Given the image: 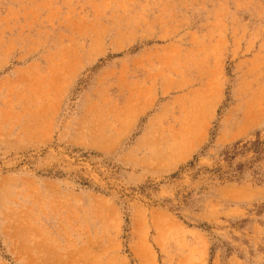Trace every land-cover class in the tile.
<instances>
[{"label":"rangeland","instance_id":"obj_1","mask_svg":"<svg viewBox=\"0 0 264 264\" xmlns=\"http://www.w3.org/2000/svg\"><path fill=\"white\" fill-rule=\"evenodd\" d=\"M0 264H264V0H0Z\"/></svg>","mask_w":264,"mask_h":264},{"label":"bare ground","instance_id":"obj_2","mask_svg":"<svg viewBox=\"0 0 264 264\" xmlns=\"http://www.w3.org/2000/svg\"><path fill=\"white\" fill-rule=\"evenodd\" d=\"M206 95V94H205ZM200 97V96H199ZM202 98V97H201ZM191 102H192V110L191 111H193L194 113H195V111H197V109L195 108V105H196V98H192V100H191ZM201 105H203V104H201ZM206 107L208 108V107H210V105H206ZM202 108V107H201ZM199 109V108H198ZM203 109H204V107H203ZM189 110V109H188ZM206 111H201V112H199V113H197V114H195V117H196V120H195V128H193V134H192V136H193V139H197L200 135H198V132H199V129L201 130V128L202 127H204V125H205V120H206ZM206 115V116H205ZM194 120V119H193ZM192 126H193V124H192ZM195 129V130H194ZM203 130V129H202ZM201 130V131H202ZM192 141V140H191ZM187 144V143H186ZM185 153V152H184ZM180 155H183V154H180ZM186 155V154H185ZM181 158V157H180ZM183 158V157H182Z\"/></svg>","mask_w":264,"mask_h":264},{"label":"crops","instance_id":"obj_3","mask_svg":"<svg viewBox=\"0 0 264 264\" xmlns=\"http://www.w3.org/2000/svg\"><path fill=\"white\" fill-rule=\"evenodd\" d=\"M207 119H208V116L206 117L205 124L208 122V120H207Z\"/></svg>","mask_w":264,"mask_h":264},{"label":"trees","instance_id":"obj_4","mask_svg":"<svg viewBox=\"0 0 264 264\" xmlns=\"http://www.w3.org/2000/svg\"><path fill=\"white\" fill-rule=\"evenodd\" d=\"M255 153H257V154H258V150H257V149H256Z\"/></svg>","mask_w":264,"mask_h":264}]
</instances>
